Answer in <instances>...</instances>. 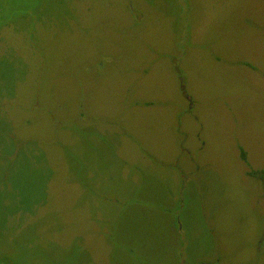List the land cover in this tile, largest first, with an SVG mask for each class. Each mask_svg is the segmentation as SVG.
Segmentation results:
<instances>
[{
    "label": "rangeland",
    "instance_id": "rangeland-1",
    "mask_svg": "<svg viewBox=\"0 0 264 264\" xmlns=\"http://www.w3.org/2000/svg\"><path fill=\"white\" fill-rule=\"evenodd\" d=\"M0 264H264V0H0Z\"/></svg>",
    "mask_w": 264,
    "mask_h": 264
}]
</instances>
